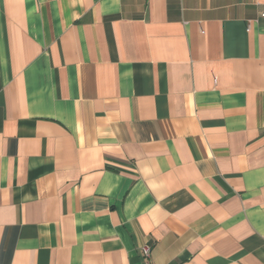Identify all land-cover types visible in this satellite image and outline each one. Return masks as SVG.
Here are the masks:
<instances>
[{"label": "crops", "instance_id": "0c3cea01", "mask_svg": "<svg viewBox=\"0 0 264 264\" xmlns=\"http://www.w3.org/2000/svg\"><path fill=\"white\" fill-rule=\"evenodd\" d=\"M264 264V0H0V264Z\"/></svg>", "mask_w": 264, "mask_h": 264}, {"label": "built area", "instance_id": "2783aa9c", "mask_svg": "<svg viewBox=\"0 0 264 264\" xmlns=\"http://www.w3.org/2000/svg\"><path fill=\"white\" fill-rule=\"evenodd\" d=\"M141 251H142V255H143L144 264H149V261H150L149 249L148 248H142Z\"/></svg>", "mask_w": 264, "mask_h": 264}]
</instances>
